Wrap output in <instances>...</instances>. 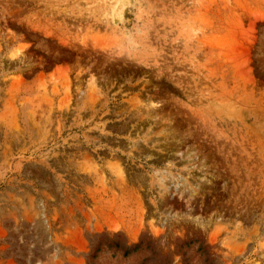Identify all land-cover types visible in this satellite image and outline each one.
<instances>
[{"label":"rangeland","instance_id":"1","mask_svg":"<svg viewBox=\"0 0 264 264\" xmlns=\"http://www.w3.org/2000/svg\"><path fill=\"white\" fill-rule=\"evenodd\" d=\"M0 264H264V0H0Z\"/></svg>","mask_w":264,"mask_h":264},{"label":"trees","instance_id":"2","mask_svg":"<svg viewBox=\"0 0 264 264\" xmlns=\"http://www.w3.org/2000/svg\"><path fill=\"white\" fill-rule=\"evenodd\" d=\"M136 248H137V246L134 247V249H136ZM128 254H129V250H125L124 255H128Z\"/></svg>","mask_w":264,"mask_h":264}]
</instances>
